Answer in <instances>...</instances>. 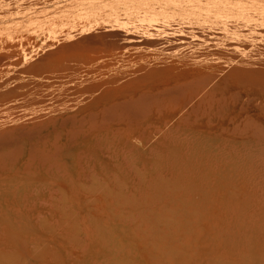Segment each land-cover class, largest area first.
<instances>
[{"label": "rangeland", "instance_id": "1", "mask_svg": "<svg viewBox=\"0 0 264 264\" xmlns=\"http://www.w3.org/2000/svg\"><path fill=\"white\" fill-rule=\"evenodd\" d=\"M0 264H264V0H0Z\"/></svg>", "mask_w": 264, "mask_h": 264}]
</instances>
